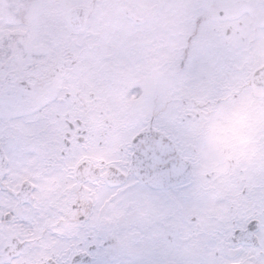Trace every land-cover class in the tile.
<instances>
[{
	"label": "flooded vegetation",
	"instance_id": "flooded-vegetation-1",
	"mask_svg": "<svg viewBox=\"0 0 264 264\" xmlns=\"http://www.w3.org/2000/svg\"><path fill=\"white\" fill-rule=\"evenodd\" d=\"M168 1L122 0L104 45L72 6L38 74L0 62V264L264 255V0ZM141 137L170 148L144 159Z\"/></svg>",
	"mask_w": 264,
	"mask_h": 264
},
{
	"label": "rangeland",
	"instance_id": "rangeland-1",
	"mask_svg": "<svg viewBox=\"0 0 264 264\" xmlns=\"http://www.w3.org/2000/svg\"><path fill=\"white\" fill-rule=\"evenodd\" d=\"M162 1L166 12L169 1ZM176 3L178 5L179 0H176ZM75 5H83L88 11L90 10L84 27L79 31V35L75 36L81 46L104 45L107 39L116 41L121 38V30H110L105 27H108L110 22H119L120 11L124 6L122 0H61L60 2L59 0H0V62L6 63V68L2 69L18 68L38 74L43 56L42 49L45 47L50 54H58L61 50L60 40H66L68 33L65 27L67 26L65 12ZM55 40H58L56 45ZM97 52L95 46L90 49L88 55H96ZM7 57L9 58L6 61ZM194 93L199 98L204 96L199 94V91ZM230 105L231 103L222 105L218 109V117L219 114L220 117L225 115L231 108ZM206 151L208 153L210 149L208 151L206 147ZM213 161L214 158L204 159L203 165L209 168ZM259 192H262V189H256V195ZM201 201V198L191 195L187 198L186 204L191 212L199 211L203 205ZM252 257H255L252 260L254 263L264 264V255Z\"/></svg>",
	"mask_w": 264,
	"mask_h": 264
},
{
	"label": "water",
	"instance_id": "water-1",
	"mask_svg": "<svg viewBox=\"0 0 264 264\" xmlns=\"http://www.w3.org/2000/svg\"><path fill=\"white\" fill-rule=\"evenodd\" d=\"M71 18H72L73 25H75L76 27H80L85 21V13H84L83 8L78 7V8L73 9L71 11ZM169 148L170 147L168 143H166L160 138L157 140L155 138L152 140H148L145 137H141L138 140L136 149H137L138 154L142 158L153 160L156 162V160L158 159L156 153L161 150L162 151L168 150ZM154 165L155 163L153 164V166ZM176 177L178 178V174L176 175Z\"/></svg>",
	"mask_w": 264,
	"mask_h": 264
}]
</instances>
